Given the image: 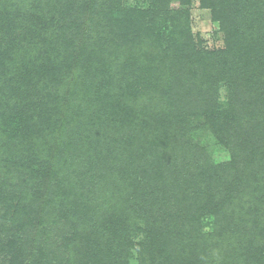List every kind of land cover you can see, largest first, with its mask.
<instances>
[{"label":"trees","instance_id":"obj_1","mask_svg":"<svg viewBox=\"0 0 264 264\" xmlns=\"http://www.w3.org/2000/svg\"><path fill=\"white\" fill-rule=\"evenodd\" d=\"M1 2L5 6L0 8V27L12 25L6 15L23 20L25 12L17 11L20 0ZM94 2L70 0L61 9L49 2L47 8L54 9L49 20L54 26L51 43L62 41L72 48V37L81 33L79 13ZM170 2H178L180 8L170 10ZM197 3L211 9L220 22L226 50L195 51L186 22ZM262 5L259 0H154L153 14H143L146 44L135 61L140 79L113 96L100 91L94 95L88 80L82 83L83 99L91 100L88 104L71 101L76 84H69L71 92L62 94L64 101L55 106L56 112L79 108L69 120L60 119L68 128V140L62 144L71 152L69 159L78 160L71 168L77 172L71 176L68 171L65 176L55 172L52 180L46 173L40 177L32 171L31 177L40 181L31 185L34 199L43 187L51 191L55 185V193L40 210L31 208L41 231L37 228L23 245L16 239L5 245L0 242V252L16 245L15 264H128L131 230L141 217L149 224V237L156 241L160 264H264ZM163 16L165 21L160 20ZM47 41L42 44L48 46ZM94 57L91 54L90 61ZM32 73L36 76L37 70ZM38 74L65 83L66 74L55 69L38 70ZM87 76L96 79L92 84L99 79L97 72ZM21 81L16 79L17 86ZM222 84L228 85L225 98L219 93ZM4 117L0 114V120ZM39 125L43 127L31 122L17 140L0 135L1 156L13 149L35 154L29 149L37 137L45 138ZM206 128L226 142L238 159L229 164L212 162L191 137ZM146 196L156 201L161 196L164 207L155 212V203ZM47 225L56 231V225L61 227L57 232L62 234L60 243H65L60 248L44 237L49 234Z\"/></svg>","mask_w":264,"mask_h":264},{"label":"rangeland","instance_id":"obj_2","mask_svg":"<svg viewBox=\"0 0 264 264\" xmlns=\"http://www.w3.org/2000/svg\"><path fill=\"white\" fill-rule=\"evenodd\" d=\"M51 1L57 4L55 7L61 9L65 8L64 4L70 0H20L17 11L25 12L23 20L14 19L17 15H6L5 18L12 19V25L3 24L0 27V114L5 116L0 120V135L17 140L25 135L26 129L32 122V124H43V127L39 125L42 127L39 134L44 129L42 135L45 136L42 139L37 137L36 143L29 149L30 152L35 151L33 155L28 154L26 150L18 152L15 149L3 150L5 153L2 156L0 154V242L2 245L13 239L23 245V240L32 235L37 228L41 231L38 226L39 217H36L32 209H41L45 200L55 193V185L51 187V191L43 187L34 199L31 185L38 184L40 181L39 177H31L32 171L37 172L40 177L46 173V176H50L52 180L55 172H58L60 176H65L67 171L69 176L77 172L71 168L78 160L69 159L71 152L69 155L68 149L63 147L68 140V128L63 127L60 119L69 120L79 108L73 107L69 113L56 112L55 106L64 101L62 94L71 92L69 84H76L77 94L71 101H74L76 105L88 104L91 100L83 99L82 95V83H88V80L90 87L92 86L88 89L94 95L100 91L105 95L113 96L119 93V88L126 87L135 78L140 79L135 71V61L139 59L137 53L141 54L138 50L140 48L143 50L144 47L141 46L146 44L144 34L146 35L148 26L144 24L147 19L143 14L155 11L151 6L154 0H119L112 5L105 3V0H95L93 4H88V10L79 13L81 33L72 37L74 44L71 48L69 44L67 46L62 41L57 44L51 43L54 26L49 20L51 16H54V9L46 6ZM259 2L263 3L264 0ZM52 4L50 3V6ZM197 4L189 11V19L186 22L195 42V51L207 53L226 50V34L220 22L213 18L211 9H205L199 3ZM4 6L0 0V8ZM169 6L170 10L180 8L178 2H170ZM30 7L33 8L29 12ZM262 9L264 10V7ZM175 16L178 17L177 14ZM160 20L165 21L164 16ZM46 39L48 46L42 44V41ZM57 53H61L66 58H60ZM70 53L76 59H71ZM91 54L95 56L92 61L89 59ZM154 54L156 53H150V55ZM50 61L53 63H48ZM69 66L72 68L68 69ZM47 67L65 74L76 73L74 76L67 74L62 76L65 83L62 82L64 87H61L59 84L62 83L57 79L52 77L50 81L45 78V75L38 74V70H46ZM34 70H37L36 76L32 73ZM95 72L99 79L97 78L96 84H92L94 82L92 80L96 79H92L87 74ZM186 72L184 71L183 75ZM22 75L26 77H21ZM16 79L22 80L18 86ZM3 82L7 85H3ZM227 90V84H222L219 88L222 98L226 97ZM191 137L195 144L206 150L212 162L229 164L234 159H238L226 142L219 140L210 128L197 130ZM47 141L51 143H44ZM15 143H13L14 147L21 150V146ZM53 144H57L58 147ZM76 170L79 169L76 168ZM82 182L84 183V179ZM161 196L158 201L145 197L155 203V212L161 209L160 206L164 207ZM34 202L37 205L31 207ZM133 226L131 230L133 247L127 252V263L160 264L161 257L155 250L156 241L146 232L149 226L147 220L137 217ZM56 227L58 230L61 229L57 225ZM47 228L49 234L44 237L51 240L54 247L60 248L64 245V241L60 243L62 234H58V230L56 231L52 225H47ZM16 253V245L13 248L6 247L4 252H0V264L17 263Z\"/></svg>","mask_w":264,"mask_h":264}]
</instances>
